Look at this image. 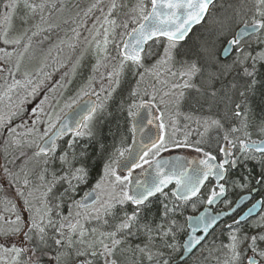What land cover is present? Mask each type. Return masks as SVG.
<instances>
[{"label":"snow or ice","instance_id":"snow-or-ice-1","mask_svg":"<svg viewBox=\"0 0 264 264\" xmlns=\"http://www.w3.org/2000/svg\"><path fill=\"white\" fill-rule=\"evenodd\" d=\"M0 6V264H264V0H137L122 21L92 0L57 45L80 48L73 74L95 60L63 106L45 65L21 67L64 0Z\"/></svg>","mask_w":264,"mask_h":264},{"label":"trees","instance_id":"trees-1","mask_svg":"<svg viewBox=\"0 0 264 264\" xmlns=\"http://www.w3.org/2000/svg\"><path fill=\"white\" fill-rule=\"evenodd\" d=\"M60 2H61V0H56L57 7H59ZM91 2H92V0H64L65 9H67V11L69 10V12H72V14L76 13L77 11H80L81 9L86 8ZM117 2L119 4L126 5L125 7H123L120 10L119 14L117 15L118 21H122L124 19H127V16L125 15V13H129L130 12V9L136 4L137 0H117ZM220 2H221V0H218L216 2L217 5H219ZM225 2H229V0H225ZM77 5L79 7H77ZM2 10H3L2 6H0V11H2ZM23 11L24 10L21 7L20 14H23ZM54 11L55 10H53V12ZM213 11H215V9ZM52 18L54 19L53 16H52ZM93 19H94V17H89L88 18V23H87V25L85 27H91V23H92ZM65 20H68L69 22L68 23H64ZM33 22L34 21H30V23H33ZM51 22L58 24L59 27L53 29L50 32H47V31L46 32L48 34H51L54 31L55 32L59 31L60 32V39L58 41V44H59L60 40H62V39L63 40H67L68 38L72 37L73 33L70 31V29L75 27V25L71 23L70 17H67V16L64 15L62 18L58 19V22L55 19L53 21H51ZM13 24H14V28H18L19 27V20L15 19L13 21ZM199 30H200V26H198L197 28L193 29V32L191 34L193 39L195 38V34ZM81 31H82V35H87V32L83 28L81 29ZM57 39H55V41ZM36 40H37V37H34L33 41H36ZM61 48H62V50H61ZM54 50L55 51H52L53 53L50 52L48 54V56L49 55L51 56V62L55 63L54 66L56 67V69H58V72L61 71V70H63V71L66 70L67 76H69V75L72 76V74H73L72 70H71L72 69V64L75 62L76 57L80 55V48H77V50L75 52H72L70 49L67 48L66 45H62V46H60V48H58L56 46ZM56 50H58L59 52H61L63 54L64 60L62 62H59L58 60H56V58L53 57V54L56 53ZM59 52H57V53H59ZM91 58H92L91 52L86 53L84 58L81 61V62L84 61V64H81V62H80V69L79 70L76 69L75 74H73L72 78L68 79L67 83L65 81V83L67 84V88H68V93H67L68 96L71 95L74 91H76V89H78L86 81L87 77L91 74V71H90L91 67L89 66L90 63L92 62ZM61 64H63L62 67L60 66ZM70 71H71V74H70ZM63 78L64 79L66 78L65 74H64ZM76 79H78L80 81H78ZM69 81H71V83H69ZM2 83H3V81L0 80V84H2ZM97 90H98V85H97ZM185 106L186 107L180 109L182 113L192 112L193 115L200 114L199 112H197L196 110L191 108L189 105L185 104ZM177 120L179 121L178 127L180 129V132L177 133L178 137L182 138L183 133L185 131H191L193 133V139H195V131H194L195 128H196L195 122L194 121L185 120L183 115L177 117ZM120 122H121L120 132L128 137L126 145H129L130 140H131V133L128 132L129 125L124 123V116L120 117ZM186 124L188 125L187 128H185ZM113 130L115 131L114 123H113ZM253 135L255 137V135H256L255 132L253 133ZM117 139H119V135L117 136ZM23 150L24 151H28L27 149H23ZM173 150L174 151L182 150V151L187 152V153H192L193 152L195 154V152L193 150H191V149H173ZM15 155H19V152L17 151L15 153ZM9 159H11V157H9ZM4 163H5V161H4V155H3V137L0 136V165H3ZM17 163H19V162H17ZM9 167L10 168H14L15 165L10 164ZM82 194L83 193L81 192L80 195H82ZM237 194H238V192L237 193H232L231 197L233 198ZM10 195H12L11 190H9L8 192H5L3 189H0V199H3L5 196L11 197ZM0 208H2V206H0Z\"/></svg>","mask_w":264,"mask_h":264},{"label":"rangeland","instance_id":"rangeland-1","mask_svg":"<svg viewBox=\"0 0 264 264\" xmlns=\"http://www.w3.org/2000/svg\"><path fill=\"white\" fill-rule=\"evenodd\" d=\"M64 15L67 17H72L75 15V13L72 14V12H69V10L67 11V9H65L64 12H57V11L53 12V17L57 22H58V19L62 18ZM54 19L52 18L51 21H53ZM45 37H47V39H45ZM55 39H57V40L55 41ZM59 39H60V32L59 31L58 32L54 31L51 34L44 32L41 35L37 36V40L32 42L33 46H32V49L30 50V56L32 58L30 60L26 59L24 61V63L22 64V67H21V74L25 70L34 72L36 69L40 68L42 64L45 65L43 70L45 72L51 73V79L46 81V86H52V85L56 84V82H58V81H60L62 84L65 85V87L59 88L57 91V96H59L60 93H63V100H62V104H61V106H63L64 100H68L69 98H75L77 89L71 95L68 96V94H67L68 88H67L66 83L68 82V79L73 77V74H72V76L66 75V78L63 79V81H61V77L64 76V74L66 73V70H64V71L61 70L58 72V69H56V67L54 66L55 63L51 62V56L50 55L48 56V54L50 52L55 51L54 49L57 46ZM0 47H3V45L0 44ZM57 52H59V51L56 50V53L53 54V57L56 58V60H58L59 62H62L64 60L63 54L61 52H59V53H57ZM91 60H92V62L89 65L90 67L95 62L93 56H92ZM81 64H84V61L81 62ZM79 69H80V66L77 68V70H79ZM90 71H91V68H90ZM21 74L17 75V79L22 78ZM70 74H71V71H70ZM76 80H78V79H76ZM65 81H66V83H65ZM78 81H80V80H78ZM9 82H11L10 79H9ZM184 107H186L185 104L181 106V108H184ZM64 111L66 112L67 110L64 109ZM21 131H22V129H21ZM10 196H12V195H10Z\"/></svg>","mask_w":264,"mask_h":264},{"label":"water","instance_id":"water-1","mask_svg":"<svg viewBox=\"0 0 264 264\" xmlns=\"http://www.w3.org/2000/svg\"><path fill=\"white\" fill-rule=\"evenodd\" d=\"M217 1V0H216ZM196 26H198V25H194L193 26V29L196 27ZM87 99L88 98H85L84 99V101H81V104H83L84 102H86L87 101ZM79 109H80V105H76V106H74V108L73 109H69L66 113L68 114L67 115V119H69V120H71V119H73L74 118V116L76 115V113L79 111ZM145 115H146V113H145ZM153 115L154 116H156L157 115V113L155 112V110L153 111ZM150 129H151V132L153 133V134H155L156 133V126H155V123L153 124V125H150V126H148ZM139 138V137H138ZM130 144H132V139H131V143ZM169 155H171V156H177V155H180V156H187L188 158H192L193 156H190V155H187V154H183V153H175V154H169ZM169 155H165V156H169ZM135 174V173H134ZM199 211H203V208L202 209H200ZM199 213V212H198ZM198 213L197 214H195V215H198Z\"/></svg>","mask_w":264,"mask_h":264},{"label":"flooded vegetation","instance_id":"flooded-vegetation-1","mask_svg":"<svg viewBox=\"0 0 264 264\" xmlns=\"http://www.w3.org/2000/svg\"><path fill=\"white\" fill-rule=\"evenodd\" d=\"M139 170H137V172H138ZM238 194H240V193H238ZM230 196H231V194H230ZM236 196V195H235ZM234 196V197H235ZM234 197H233V199H234ZM232 198V197H231ZM254 199H255V197H254ZM245 207H247V206H245ZM198 209H199V207H198ZM198 209H197V211H198ZM187 211H185L184 212V215L185 216H187V215H192V214H194V212L196 211V210H193L191 207H189V208H187L186 209ZM244 209L243 208H241V211H243Z\"/></svg>","mask_w":264,"mask_h":264},{"label":"bare ground","instance_id":"bare-ground-1","mask_svg":"<svg viewBox=\"0 0 264 264\" xmlns=\"http://www.w3.org/2000/svg\"><path fill=\"white\" fill-rule=\"evenodd\" d=\"M240 194H241V193H240ZM240 194H237V195H240ZM237 195H236V196H237ZM236 196H235V197H236ZM235 197H234V198H235ZM185 211H187V210H185Z\"/></svg>","mask_w":264,"mask_h":264}]
</instances>
